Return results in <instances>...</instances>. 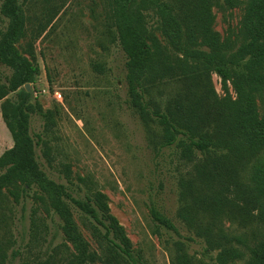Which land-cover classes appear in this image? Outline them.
<instances>
[{"label": "trees", "instance_id": "16d2710c", "mask_svg": "<svg viewBox=\"0 0 264 264\" xmlns=\"http://www.w3.org/2000/svg\"><path fill=\"white\" fill-rule=\"evenodd\" d=\"M26 1L3 0L0 6V15L7 19L5 28L0 27V64L12 69L5 81L0 78V111L13 141L0 155V264L19 254L12 231L15 214L3 189L18 203L26 201L33 187L39 190L36 197L49 217L55 214L61 221L72 251H60L57 245L46 259L36 258L32 264H146L104 194L88 177H77L87 190L77 197L69 185L48 177L37 161V146L49 167L55 156L45 131L36 138L30 134L29 112L36 109L59 138L52 111L31 104L32 94L24 84L33 83L39 74L34 44L57 13L31 30L27 58L16 47L28 35ZM215 2L104 0L103 15L110 41L125 55L126 101L150 127L154 145L159 150L173 149L190 166L178 179L177 217L203 240L207 252L216 251L214 263L202 262L176 242L169 253L170 264H264V116H259L256 104L264 90V0H247L236 40H221L213 30ZM149 9L157 15L166 45L148 34L143 11ZM212 72L221 78L223 96L213 86ZM59 172L69 182L70 162H59ZM69 203L88 220L99 253L83 237ZM152 216L176 231L168 218L153 212ZM29 218L32 238L48 231L36 208H31ZM224 219L243 231L225 230Z\"/></svg>", "mask_w": 264, "mask_h": 264}, {"label": "rangeland", "instance_id": "374dc122", "mask_svg": "<svg viewBox=\"0 0 264 264\" xmlns=\"http://www.w3.org/2000/svg\"><path fill=\"white\" fill-rule=\"evenodd\" d=\"M236 1L235 6H230L224 0H216L211 8L214 16L212 28L221 40L226 37L237 39L247 0ZM18 2L22 3V0ZM103 2L27 0L23 5L28 35L18 41L16 47L27 58H30L27 41L31 30L57 13L34 44L40 70L33 83H29V91L31 104L37 103L43 110L56 112L54 132L59 139L51 133V127L46 126L45 118L36 109L31 110L30 134L36 138L38 133L45 131L55 156V162L49 167L37 146V161L48 177L69 185L72 195L77 197L87 191L77 177H88L104 194L111 213L123 226L133 248L140 251L146 264H170L169 253L176 242H181L185 251L195 259L214 263L216 251L207 252L203 240L177 217L178 179L189 170V164L180 161L173 149L159 150L153 143L155 138L150 127H146L126 101L125 55L117 43L110 41ZM143 13L148 34L160 45H166L157 15L152 9ZM6 25L7 19L0 15V27L5 28ZM97 62L104 64L103 73L93 68ZM11 72L9 66L0 64L2 81ZM211 78L216 92L223 96L226 91L221 78L216 72H212ZM227 86L230 95L234 96L230 81H227ZM9 95L14 96V93ZM256 104L259 116H264V90L257 96ZM0 122L1 155L11 147L12 140L1 117ZM153 130L157 132V128L153 127ZM59 162H70L69 182L59 172ZM38 192L33 187L26 201L15 203L8 189H3L8 207L15 214L12 231L16 240L14 248L19 249V254L14 260L9 258L8 264H32L36 258L44 260L57 245H60V251H72L71 243L62 232L61 221L55 214L52 219L49 217L45 206L36 197ZM68 206L91 250L99 253L98 241L88 220L73 204ZM32 207L37 209L49 227L47 232L41 231L37 239L32 238L29 231ZM152 212L168 218L176 231L160 224ZM223 226L230 232L243 231L227 219L223 220ZM189 236L192 239H187ZM240 263L242 261L230 264ZM92 264L102 263L95 261Z\"/></svg>", "mask_w": 264, "mask_h": 264}, {"label": "crops", "instance_id": "0c3cea01", "mask_svg": "<svg viewBox=\"0 0 264 264\" xmlns=\"http://www.w3.org/2000/svg\"><path fill=\"white\" fill-rule=\"evenodd\" d=\"M93 68L98 72V73H103L104 72V70H105V66H104V64H101V63H96V64H94V66H93ZM53 113V116H54V119H55V123H56V116H57V114H56V112H52ZM0 117H1V119H2V115H1V111H0ZM2 121H3V119H2ZM1 123V122H0ZM3 123H4V121H3ZM4 125H5V123H4ZM56 125V124H55ZM2 126V125H1ZM5 127H6V125H5ZM3 128V127H2ZM55 128V127H54ZM4 129V128H3ZM6 129H7V133L8 134H10V132H9V130H8V128L6 127ZM10 137H11V135H10ZM11 140H12V138H11ZM12 145H13V141H12ZM11 145V146H12ZM10 148V147H9ZM3 153V152H2Z\"/></svg>", "mask_w": 264, "mask_h": 264}, {"label": "water", "instance_id": "95a60500", "mask_svg": "<svg viewBox=\"0 0 264 264\" xmlns=\"http://www.w3.org/2000/svg\"><path fill=\"white\" fill-rule=\"evenodd\" d=\"M24 86H25L26 90L29 91V89H30V85H29V83H25Z\"/></svg>", "mask_w": 264, "mask_h": 264}]
</instances>
